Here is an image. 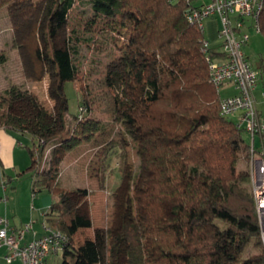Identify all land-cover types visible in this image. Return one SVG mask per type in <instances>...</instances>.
<instances>
[{
    "label": "trees",
    "instance_id": "16d2710c",
    "mask_svg": "<svg viewBox=\"0 0 264 264\" xmlns=\"http://www.w3.org/2000/svg\"><path fill=\"white\" fill-rule=\"evenodd\" d=\"M211 2L47 0L52 39L70 24L75 9L87 4L94 16L91 23L116 22L126 30L121 65L108 74L106 81L127 134L138 143L144 167L140 190L133 193L120 228H96L93 239L78 247L72 245L75 232L91 227V220L81 214V203L70 199L69 194L88 196L92 191L61 187L60 165L70 150L105 126L89 116L91 101L86 87H77L84 75L76 55L88 40L74 31L67 45L55 46L49 56L41 47L40 28L35 24L29 39L31 54L39 70L57 69V89L63 105L51 110L34 93L12 86L6 90L8 109L0 113V127L19 141L21 135L30 137L31 145L24 147L32 161L33 196L47 193L53 197L45 213V229L65 236L62 246L49 253L62 250L63 264H113L122 247L125 264H264L252 176L254 160L264 158V148L260 151L254 139L259 135L264 144V133L251 134L250 143L243 135L246 130L222 114L220 89L228 83L214 84L207 59L209 53L217 59L224 56L222 43L209 41L204 22L201 27L189 21L191 12ZM39 3L31 2L30 10ZM210 18L221 22L216 16ZM259 24V33L264 35V0ZM244 30L249 33L247 24ZM6 60L7 56L0 54V65ZM252 67L258 81L254 95L258 103L260 89L264 104V58ZM67 82H74L79 94V113L70 118L73 129L66 136ZM16 103H22V115L13 111ZM1 105L0 111L6 107ZM49 145L52 167L40 170V159ZM118 146L121 142L110 143L102 152L101 159H106L99 172L102 188ZM242 160L246 163L243 169L239 168ZM112 177L109 171L108 179ZM5 182L0 178V186ZM248 249L255 252L248 255Z\"/></svg>",
    "mask_w": 264,
    "mask_h": 264
},
{
    "label": "rangeland",
    "instance_id": "374dc122",
    "mask_svg": "<svg viewBox=\"0 0 264 264\" xmlns=\"http://www.w3.org/2000/svg\"><path fill=\"white\" fill-rule=\"evenodd\" d=\"M31 2L40 3L30 10ZM46 3L47 0H0V54L4 53L7 56L6 62L0 65V105L6 106L0 113H7L6 90L12 86L34 93L41 103L51 110L63 105L57 89L59 85L57 69L52 68L48 71L42 68L39 70L31 54L32 43L29 39L35 24H38L40 28L41 47L49 56L55 46L65 47L69 35L74 31H77L76 35L81 39L88 40L76 55V61L84 75L77 87L81 85L86 87L91 101L89 116L104 124L105 128L67 153L60 165L59 176L60 186L65 189L88 188L92 191L88 196L69 194L70 199L81 203V214L91 220V227L80 228L74 234L72 245L78 247L85 241L93 239L96 228L111 226L114 231L120 228L121 216L128 211L133 193L140 190L144 175L143 159L138 143L127 134L126 125L117 114L114 98L106 81L108 74L119 69L121 65V57L124 53L123 35H126V30H122L116 22L91 23L94 16L87 4L78 6L72 14L70 24L62 28L52 39L49 36L50 27L46 14ZM25 9L28 10L27 13ZM206 20L204 21L205 30L208 32L210 24ZM211 28L216 39L221 41L219 33L221 22L219 21L217 25L213 24ZM244 49L252 65H256L261 57L264 58V35L251 30L250 41ZM64 90L69 104V115L67 116L69 122L64 132L67 136L73 129L71 119L79 113V94L74 82L65 83ZM257 90L260 100L258 108L264 116L260 89ZM235 93L232 87H221L220 89L222 98ZM20 104L22 103H16L13 111L22 115L21 111L24 108ZM229 118L237 121L236 115H231ZM243 135L248 142L252 143L250 133L244 131ZM20 141L23 145H31L28 135H21ZM118 142H121L122 146L117 147V154L110 161L108 166L110 169H107V174H105L106 186L102 188L99 172H101L103 161L106 160L101 159L102 152L110 143ZM256 147L260 148V151L264 148L259 135H256ZM43 153L44 156L41 157L39 164L40 170H48L52 167L51 146L49 145ZM245 166L246 163L242 160L239 168L243 169ZM109 171L113 173L110 180L108 179ZM19 179L20 185L28 183L31 179L30 171H26ZM9 192H11L10 188ZM253 252H255L254 249H248V255ZM125 263V248L122 247L113 264ZM48 264H63V251L61 250L58 255L49 256Z\"/></svg>",
    "mask_w": 264,
    "mask_h": 264
},
{
    "label": "built area",
    "instance_id": "2783aa9c",
    "mask_svg": "<svg viewBox=\"0 0 264 264\" xmlns=\"http://www.w3.org/2000/svg\"><path fill=\"white\" fill-rule=\"evenodd\" d=\"M263 0H214L201 10L191 12L189 21L203 27L210 17L221 20L220 39L224 56L207 59L212 81L216 86L225 83L234 84L238 93L224 97L221 101L222 114L236 115V124L248 133H264V117L259 114L254 91L257 87V74L246 56L244 46L250 39L244 30L246 20L252 19L255 32H260L259 14ZM235 18V22L233 19ZM209 43L204 44L207 52ZM253 191L263 234L264 248V158H256L252 164ZM6 188V185L3 184ZM32 229V223H26L13 231L10 220L0 214V249H7L3 256L6 261L19 260L23 264H46L50 252L60 248L66 241L65 236L47 229L46 234L22 243L26 233Z\"/></svg>",
    "mask_w": 264,
    "mask_h": 264
},
{
    "label": "crops",
    "instance_id": "0c3cea01",
    "mask_svg": "<svg viewBox=\"0 0 264 264\" xmlns=\"http://www.w3.org/2000/svg\"><path fill=\"white\" fill-rule=\"evenodd\" d=\"M211 1L212 0H199V3H209ZM206 22L210 24L208 32L205 30L206 37H210V39L208 38L209 41L218 45L219 39H216L213 29L211 28L213 24H219L218 19L209 18ZM250 23L251 20L247 19L246 24L248 25L249 33L253 30ZM224 87H232V85L226 84ZM254 142L256 144V138ZM29 156L27 149L21 141H19L14 134L0 127V178L3 181L5 180L7 185L6 188L2 187V185L0 186V214L10 220L13 231H17L26 223H32V229L26 233L22 241L24 244L46 234L45 223L47 220H45V213L53 203V197L50 195L41 194L39 196H33L32 178L28 183L26 182L24 185H20V179L18 178L20 173H25L31 169ZM9 188L11 192H9ZM7 251L8 250L5 248L0 249V264H23L19 260H14L12 262L6 261L3 256ZM54 254L55 253H52L51 255ZM47 263H49V257Z\"/></svg>",
    "mask_w": 264,
    "mask_h": 264
}]
</instances>
